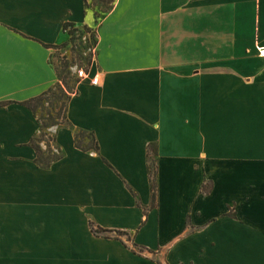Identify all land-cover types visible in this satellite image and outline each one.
<instances>
[{
	"label": "crops",
	"instance_id": "1",
	"mask_svg": "<svg viewBox=\"0 0 264 264\" xmlns=\"http://www.w3.org/2000/svg\"><path fill=\"white\" fill-rule=\"evenodd\" d=\"M65 23L96 44L42 168L20 103L56 85ZM260 46L264 0H0V264H264Z\"/></svg>",
	"mask_w": 264,
	"mask_h": 264
},
{
	"label": "trees",
	"instance_id": "2",
	"mask_svg": "<svg viewBox=\"0 0 264 264\" xmlns=\"http://www.w3.org/2000/svg\"><path fill=\"white\" fill-rule=\"evenodd\" d=\"M85 30H90L84 27ZM63 30L67 31L69 34V40L60 45H46V47L51 48H64L70 45L68 51H75L74 48V37L73 33L78 31L74 29L71 24L65 23ZM95 35L94 30L92 31ZM93 48L96 44V38L93 36ZM92 55L88 58L86 67L83 69L87 71L91 64ZM73 67L72 61H68L67 57L62 58L59 64H56L55 70L57 75V83L54 87L47 89L41 94L31 97L20 104L27 107L37 119L39 125L38 133L31 138L29 144L33 147L35 151V163L42 168L49 167L54 161L61 158V150L55 146V137L51 134L50 129L58 125L69 124L67 118V108L71 95L75 92L76 84L79 81L78 77H72L71 68ZM80 68V66H77ZM11 101L0 102V106L10 104ZM74 145L76 148L82 151H99L98 142L92 132L78 130L74 135ZM149 151L155 155L156 147L154 144L149 145ZM148 174L150 181V191H151V206L156 205L157 197V170L155 166V159H150L148 163ZM211 188V184H205L202 187L203 193H208ZM230 216H235L232 211H229ZM94 233L99 232H109L103 229H96L91 226ZM118 235L123 234L117 231Z\"/></svg>",
	"mask_w": 264,
	"mask_h": 264
},
{
	"label": "rangeland",
	"instance_id": "3",
	"mask_svg": "<svg viewBox=\"0 0 264 264\" xmlns=\"http://www.w3.org/2000/svg\"><path fill=\"white\" fill-rule=\"evenodd\" d=\"M96 2L97 0H93ZM93 30H85L80 29L78 31H75L73 33V44L75 51H68L70 49V45L64 48H58L55 51V56L57 59L55 60L56 64H59V62L62 60L63 56L67 57L68 61H72L73 67L80 66V68L86 67V63L88 58L93 53V36L95 37ZM72 77H77L76 72L74 70L72 71Z\"/></svg>",
	"mask_w": 264,
	"mask_h": 264
},
{
	"label": "built area",
	"instance_id": "4",
	"mask_svg": "<svg viewBox=\"0 0 264 264\" xmlns=\"http://www.w3.org/2000/svg\"><path fill=\"white\" fill-rule=\"evenodd\" d=\"M257 50H258V54H259V56L264 57V46L257 47ZM71 70H72V71L74 70V72H76V76H77L78 78L85 77V76L88 74V71H85V70L82 69V68H78L77 66L72 67ZM97 81H98V78H97V77H92V78H91V82H92L93 84H96Z\"/></svg>",
	"mask_w": 264,
	"mask_h": 264
}]
</instances>
